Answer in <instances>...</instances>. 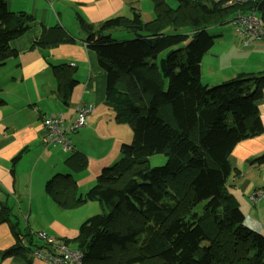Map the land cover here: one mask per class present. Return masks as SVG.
<instances>
[{"label": "trees", "instance_id": "16d2710c", "mask_svg": "<svg viewBox=\"0 0 264 264\" xmlns=\"http://www.w3.org/2000/svg\"><path fill=\"white\" fill-rule=\"evenodd\" d=\"M174 1L171 6L154 0L148 21L134 7L129 16L98 24L78 18L85 45L106 72L104 103L114 121L131 130L119 158L100 170L84 195L76 194L72 178L58 189L57 181L45 185L64 208L99 203L100 211L79 224L75 238L65 240L83 252V264H264V234L244 224L228 185L232 148L264 130L258 111L264 70L210 85L202 82L200 66L215 38L207 28L233 24L259 2ZM257 14L264 30V5ZM36 24L32 14L12 11L0 0V65L18 55L10 42ZM41 28L34 47L74 42L58 24ZM117 31L124 36L116 38ZM51 67L66 103L76 80L67 65ZM153 154H163L165 163L150 166ZM83 161L77 166L84 167ZM10 216L11 208L1 203L0 223L11 222ZM11 229L19 242L16 222ZM38 242L26 250L41 247ZM21 251L16 244L2 255Z\"/></svg>", "mask_w": 264, "mask_h": 264}, {"label": "crops", "instance_id": "0c3cea01", "mask_svg": "<svg viewBox=\"0 0 264 264\" xmlns=\"http://www.w3.org/2000/svg\"><path fill=\"white\" fill-rule=\"evenodd\" d=\"M6 1L10 10L28 12L38 24L10 42L18 55L0 65V95L5 101L0 106V204L11 208V222L17 223L21 235L18 242L11 222L0 223V264H49L34 257L32 249L26 250L38 241L33 235L25 237L23 234L44 231L70 241L77 236L79 224L92 212H97L91 211L97 209L93 206L97 202L87 201L74 208H64L46 193V183L57 181L58 189L72 178L76 194L84 195L94 185L100 170L119 158L120 145L127 142V137L122 138L117 132L112 110L104 103L106 72L98 65L95 52L85 45L86 35L78 18L98 24L118 15L129 16L130 7H134L140 11L142 19L148 21L154 17V0ZM165 1L174 6V0ZM57 24L74 42L48 49L33 46L41 34V25ZM120 33L114 34L124 36ZM239 36L240 45L233 43L225 54L229 59L224 68L226 72L232 70L227 79L240 72L264 70V42H261L264 40L255 42L253 38ZM215 56L211 54L213 59ZM59 64L70 67V74L76 80L66 103L60 97L51 67ZM221 70L219 66L215 73ZM208 74L206 72L205 80ZM201 80L205 83L202 67ZM82 105H92L93 112L88 123L70 135L73 150L68 152L56 142L47 143L42 119L54 115L71 119ZM258 111L264 128V91ZM81 157L84 167L80 168L76 162ZM228 160L234 172L228 179L229 190L244 213V224L264 234V204L253 206L248 198L253 189L264 186V130L239 141ZM16 244L22 247L21 252L2 255Z\"/></svg>", "mask_w": 264, "mask_h": 264}, {"label": "built area", "instance_id": "2783aa9c", "mask_svg": "<svg viewBox=\"0 0 264 264\" xmlns=\"http://www.w3.org/2000/svg\"><path fill=\"white\" fill-rule=\"evenodd\" d=\"M225 2L227 4L258 3L260 0H225ZM257 13L256 8V10L239 14L234 18L236 21H233L232 25L238 34L256 39L264 36L262 18L257 16ZM92 112V105H82L76 109L75 115L71 119L63 118L60 115L44 117L42 125L47 131L45 141L47 143L56 142L62 149L72 151L73 144L70 135L86 125ZM248 198L253 206L259 203L264 204V186L253 189ZM35 238L42 243V246L32 248L34 257L49 264H83V252L67 245L64 239L44 231L35 232Z\"/></svg>", "mask_w": 264, "mask_h": 264}, {"label": "rangeland", "instance_id": "374dc122", "mask_svg": "<svg viewBox=\"0 0 264 264\" xmlns=\"http://www.w3.org/2000/svg\"><path fill=\"white\" fill-rule=\"evenodd\" d=\"M172 4L175 5V3H172ZM257 16H260V14H257ZM207 29L211 35L215 36V38H214V43L211 47V50L204 56L202 60L201 67H202V76L204 80H205L206 72L207 74L211 72L208 74L207 76L208 80H205V83L209 82L210 85H213V84H217V83L224 81L225 79H227L228 77L232 75V73H230L232 72V70H227L226 72V69L224 68L226 65L225 62H227V60L229 59L228 56L225 57V54L228 52L229 47L233 46V43L236 46L240 45L241 38L239 34L235 31L232 23L230 22L212 25L208 27ZM115 36L116 38L120 37L119 35H115ZM127 36H130V35H127ZM127 39H131V38H127ZM254 41L258 42L259 40H254ZM261 42H264V41H261ZM212 53L216 55L215 59L211 57ZM162 55H164V53ZM219 66L221 67L222 70L215 73V69ZM221 74L226 75V76L221 77L220 76ZM116 126H117V132L119 133V135L122 134V138L127 137V142H129L131 140V130L129 126L127 124H119V123H117ZM165 161H166V158L163 154H153L148 157L147 162L150 166H156V165L164 164ZM93 206H96L97 209L94 210L92 208L91 211H97V212L100 211L98 202L93 203ZM97 212H92V213L95 214ZM204 244H205V241H204ZM204 244L202 243V245Z\"/></svg>", "mask_w": 264, "mask_h": 264}, {"label": "water", "instance_id": "95a60500", "mask_svg": "<svg viewBox=\"0 0 264 264\" xmlns=\"http://www.w3.org/2000/svg\"><path fill=\"white\" fill-rule=\"evenodd\" d=\"M263 5H264V0H261V1L258 3V7H257V10H258L259 12L262 11Z\"/></svg>", "mask_w": 264, "mask_h": 264}, {"label": "clouds", "instance_id": "9594fccd", "mask_svg": "<svg viewBox=\"0 0 264 264\" xmlns=\"http://www.w3.org/2000/svg\"><path fill=\"white\" fill-rule=\"evenodd\" d=\"M261 1V0H260Z\"/></svg>", "mask_w": 264, "mask_h": 264}]
</instances>
